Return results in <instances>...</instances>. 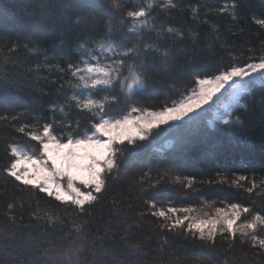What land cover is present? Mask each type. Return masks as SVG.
Listing matches in <instances>:
<instances>
[{
    "label": "trees",
    "instance_id": "obj_1",
    "mask_svg": "<svg viewBox=\"0 0 264 264\" xmlns=\"http://www.w3.org/2000/svg\"><path fill=\"white\" fill-rule=\"evenodd\" d=\"M111 3L119 5L112 10L115 15L102 11L98 0H0V82L11 85L7 105L0 106V264H264V249L239 231L254 214L264 216V72L241 83L246 92L239 101L247 107L232 112L240 114L241 125L212 120L228 98V88L182 146L175 132L164 127L155 129L149 141L138 142L137 162L114 170L106 189L83 212L7 175L12 146L40 154L39 142L25 133H40L53 120L62 127L61 139L90 127V113L72 99L88 90L74 87L77 78L68 65L82 51L81 42L98 39L109 22L120 26L125 20L130 26L128 11L149 12L155 31L144 29V43L173 53L169 60L149 65V82L155 87L135 97V105L144 110H162L196 88L187 73L189 65L211 73L216 67L223 71L257 63L264 56V0H173V6L167 0ZM87 47L96 48L89 61L93 67L111 63L105 58L114 54L102 51L95 39ZM115 95L119 103L114 108L111 93L92 98L119 115L124 97ZM24 125L25 133L19 132ZM240 175L247 179L237 187L233 181ZM186 177L195 178L191 187ZM231 203L250 212L237 222L235 239L218 233L214 243L194 239L182 229L169 231L161 226L163 218L152 215L170 207H191L190 216L206 219L215 217L218 209L229 211ZM255 234L264 237V225L258 224Z\"/></svg>",
    "mask_w": 264,
    "mask_h": 264
},
{
    "label": "snow or ice",
    "instance_id": "obj_2",
    "mask_svg": "<svg viewBox=\"0 0 264 264\" xmlns=\"http://www.w3.org/2000/svg\"><path fill=\"white\" fill-rule=\"evenodd\" d=\"M167 4L173 6V0H167ZM98 6L109 15H115L112 10L119 8V5H113L111 0H98ZM232 11L236 12L235 5ZM149 15L150 13L143 9L128 11L127 17L133 18L130 26L125 20H121L120 26L109 22L106 31L98 39L90 37L81 42L82 51L77 54L76 60L70 63L68 68L71 69V75L77 78L74 87L88 90L87 94L75 93L72 99L81 111L90 113L87 118L90 127L77 133L75 137L69 133L65 139L60 138L62 127L57 126L55 120L42 126L40 133H25L27 125L20 127L19 132L30 135L31 140L39 142L40 154L36 158L33 155H23L17 147L12 146L11 160L5 169L8 176L23 185H31L39 189L49 197H54L57 202L76 206L83 212L86 206L97 201L98 195L106 189L107 181L112 177L114 170L122 168L129 161L137 162L136 149L140 147L138 142L149 141L155 129L164 127L165 131L175 132L179 145L182 146L187 141L188 135L197 129L201 118L209 111L207 106H210L217 93L227 87L234 92L239 103L241 92L237 87L238 81L264 71V56L260 57L258 63H248L246 66L236 64L223 71L220 67H216L211 73H203L200 69L189 65L187 73L192 77V84L198 83V89L194 88L191 94L179 103H169L159 111H146L135 105V97L155 87L149 82V65L161 60L167 61L173 55L168 51H161L159 46L144 43L146 36L144 29L151 28L155 31L152 28L154 22L147 19ZM122 16L121 13L116 18L120 19ZM260 23L264 24V21ZM172 31L168 28L169 33ZM94 39L102 51L114 54L105 58L111 63H105L103 66L98 63L95 67L91 65L89 61L96 55V48L89 49L87 45L92 44ZM33 48L37 52L40 51L36 44ZM80 64H85L86 67L80 68ZM198 76L202 78L197 80ZM10 90L11 85L0 82V106L7 105ZM99 93L113 94V108L119 103V98L115 94L123 96L125 108L122 114H113L111 108L105 111V103L92 98L93 94L99 96ZM85 96L87 98H80ZM107 99V96L104 97L105 102ZM239 107L246 109L247 105L239 104ZM94 109L97 111L94 112ZM52 110L55 115L57 110L55 105ZM59 110L63 112V108ZM229 116H235V119L226 118L223 120V125L237 127L242 124L239 113H230ZM64 126L71 127L69 124ZM261 145L264 147V133H262ZM260 163L264 166V157L261 158ZM224 171L227 173L230 169L224 168ZM65 177L66 187L59 182ZM185 179L188 180V187H191L195 181L194 177ZM246 179V176L240 175L233 184L240 187L239 182ZM218 182L223 185L226 181L221 178ZM159 183L158 180L153 186H158ZM208 183L211 185L212 181ZM252 190V188L247 189L249 193ZM151 206L155 209V202ZM229 209V211L218 209L215 217L206 219L190 216L189 214L194 211L191 207L180 209L170 207L167 211H153L152 215L163 218L165 223L161 226L169 231L182 229L194 239L214 243L218 233L221 235L227 233L235 239L237 222L242 214L250 212L249 207H244L240 203H231ZM178 212L184 213L183 217L176 215ZM258 224L264 225V216L254 214L239 231L241 237L249 240L253 246L264 249V237L255 234Z\"/></svg>",
    "mask_w": 264,
    "mask_h": 264
},
{
    "label": "rangeland",
    "instance_id": "obj_3",
    "mask_svg": "<svg viewBox=\"0 0 264 264\" xmlns=\"http://www.w3.org/2000/svg\"><path fill=\"white\" fill-rule=\"evenodd\" d=\"M110 54L111 53H109V55ZM263 72L264 71H260V72L254 73L252 77H254L256 75H259L260 73H263ZM246 79H248V78H245L243 80H239L238 81V84H237V87H238L239 91L241 92V95L246 92V90L244 89V87L241 84L242 81H244ZM195 89H198V83H197V86H196ZM227 89L228 88L226 87L225 89H222L219 93H217V96L214 97L213 102H211V104H213L214 101L218 97H220ZM191 92L188 95H190ZM240 96H239V100H240ZM186 98H187V96L184 99H186ZM211 104H210V106H211ZM239 104H241V102L240 101H239V103L237 102V99H236V96H235L234 92L232 90H230L228 98L226 100H224V102L221 104V106L219 108H217L213 112V114H212V120L223 123V120L226 119V118H231L232 119V116L230 117L229 114L232 113L236 108H239ZM207 107H209V106H207ZM146 111H153V110H146ZM15 147H17V149L20 151L21 154H23V155H31L29 152H27L22 147H20V146H15ZM36 157H38V155L37 156H34V158H36ZM57 179L59 180V178H57ZM59 182H61L66 187V185H67V178L65 177L63 180H59ZM77 184H78V182H77Z\"/></svg>",
    "mask_w": 264,
    "mask_h": 264
}]
</instances>
